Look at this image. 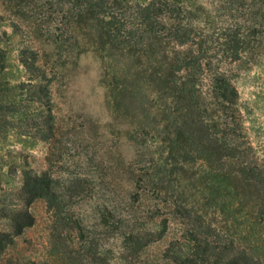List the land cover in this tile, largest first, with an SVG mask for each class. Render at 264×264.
Returning a JSON list of instances; mask_svg holds the SVG:
<instances>
[{"label": "trees", "instance_id": "1", "mask_svg": "<svg viewBox=\"0 0 264 264\" xmlns=\"http://www.w3.org/2000/svg\"><path fill=\"white\" fill-rule=\"evenodd\" d=\"M0 6L27 38L55 49L57 59L27 44L19 52L26 72L43 82L36 98L48 101L46 76L57 65L93 52L105 105L122 125L116 133L133 147L126 162L116 160L125 177L113 183L117 191L101 193L90 226L72 204L92 194V178L74 177L58 188L47 172H21L25 203L41 200L49 213L51 264H157L144 250L170 222L179 236L160 260L264 264V163L243 134L230 77L233 65L261 48L264 0H0ZM3 67L0 47V73ZM42 125L48 138L49 113ZM34 220L28 210L13 212L14 231L0 230V252L14 248ZM178 242L187 250L173 255ZM5 255L0 264H35Z\"/></svg>", "mask_w": 264, "mask_h": 264}, {"label": "rangeland", "instance_id": "2", "mask_svg": "<svg viewBox=\"0 0 264 264\" xmlns=\"http://www.w3.org/2000/svg\"><path fill=\"white\" fill-rule=\"evenodd\" d=\"M22 28L12 26L0 6V47L4 52L0 106L1 119L5 122L0 123V230L13 233L11 214L17 210H28L35 219L33 225L14 238V248L0 252V261L5 254L12 253L35 264H51L49 213L41 200L25 203L21 172H47L58 188L74 177L92 178L95 184L92 194L72 204L75 214L85 226H90L101 193L117 191L118 186L113 183L117 177H125L119 165H115L116 160L126 162L133 154V147L124 134L116 133L122 125L113 120L105 105L101 65L93 52L72 54L64 66L57 65L54 74L46 76L48 101L36 98L34 91L43 82L26 72L19 52L26 44L38 48L40 57L42 48L45 53H53L52 59H57L56 52L52 44L43 45L31 35L27 38ZM66 57L61 51L59 59ZM230 77L238 96L243 134L264 163V41L252 60L232 66ZM47 113L53 126L51 135L43 138L47 130L42 123ZM178 236V226L170 222L166 233L145 248L144 257L157 259V264H173L160 260V256L169 241ZM106 244L114 248L115 241L109 238ZM179 244L174 243L170 251L173 255H180L178 249L186 252L184 243Z\"/></svg>", "mask_w": 264, "mask_h": 264}]
</instances>
